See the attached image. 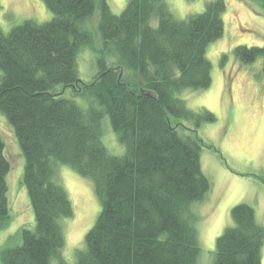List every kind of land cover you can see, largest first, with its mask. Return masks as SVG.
<instances>
[{"label": "trees", "instance_id": "16d2710c", "mask_svg": "<svg viewBox=\"0 0 264 264\" xmlns=\"http://www.w3.org/2000/svg\"><path fill=\"white\" fill-rule=\"evenodd\" d=\"M43 1L50 21L0 27V112L22 149L36 223L1 252V264H69L64 223L75 211L58 179L63 165L92 181L101 210L75 264H202L195 207L212 184L199 129L217 118L181 95L212 84L206 53L224 36L226 1L183 20L166 0H128L119 15L107 0ZM95 35L99 73L87 85L78 56ZM232 53L245 65L262 59L264 73V45ZM107 125L121 153L105 144ZM9 173L0 136V233L10 226ZM231 214L211 264H263L264 226L254 208L240 204Z\"/></svg>", "mask_w": 264, "mask_h": 264}, {"label": "rangeland", "instance_id": "374dc122", "mask_svg": "<svg viewBox=\"0 0 264 264\" xmlns=\"http://www.w3.org/2000/svg\"><path fill=\"white\" fill-rule=\"evenodd\" d=\"M212 0H166L171 13L183 20L203 13ZM227 4L224 36L212 43L206 55L212 65V84L207 90H187L181 95L189 108H205L217 118L204 125L199 136L205 147L201 157L203 172L212 184L202 203L195 207L199 216L198 237L203 250L202 264H211L216 239L232 226L231 211L240 204L251 205L264 226V73L262 59L245 65L232 53L238 46L264 45V7L256 0H225ZM128 0H107L114 14L127 7ZM52 14L43 0H0V27L8 33L26 20L37 23L50 21ZM97 17L90 21L96 33ZM92 47L78 56L81 82L87 85L98 75L96 57L102 48L97 35ZM226 55L225 61L223 57ZM114 60L109 59L113 67ZM70 91H68L69 94ZM104 141L112 153H121L116 135L107 125ZM0 136L5 156L10 162L8 203L10 226L0 233L1 252L22 242V229L35 226V215L24 185L25 159L14 129L0 112ZM60 183L72 200L74 217L66 220V246L62 252L69 264H75L77 251L85 247L87 231L100 213V203L92 181L68 166H61ZM264 264V249L262 252ZM1 264V257H0ZM52 264H58L56 261Z\"/></svg>", "mask_w": 264, "mask_h": 264}]
</instances>
